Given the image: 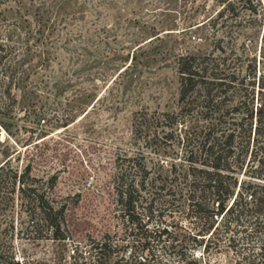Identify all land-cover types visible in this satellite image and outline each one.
Segmentation results:
<instances>
[{"label": "trees", "instance_id": "obj_1", "mask_svg": "<svg viewBox=\"0 0 264 264\" xmlns=\"http://www.w3.org/2000/svg\"><path fill=\"white\" fill-rule=\"evenodd\" d=\"M199 1L169 2L184 8L186 16L167 30H204L211 39L205 28L226 12L222 27L228 28L264 12V0H210L211 8ZM52 14L35 0H0L1 98L26 85L33 68L30 40L52 33ZM226 61L213 54L180 55L177 110L133 114L132 151L116 154L110 176L111 204L123 235L89 238L90 258L73 257L72 264H197L190 251L218 245L211 236L219 218L225 246L240 245L236 262L264 264V83L251 88L255 74L243 75ZM8 111L0 105V117ZM14 154L20 152L9 145L0 152V242L7 234L13 240L17 220L19 233L29 239L65 240L67 204L54 205L39 191V186L54 188L57 175L44 180L32 174L30 163L14 167ZM177 213L200 221L196 233L188 234L191 248L179 249L174 230L165 224V216ZM240 232L242 244L235 238ZM7 259L0 264H19Z\"/></svg>", "mask_w": 264, "mask_h": 264}, {"label": "rangeland", "instance_id": "obj_2", "mask_svg": "<svg viewBox=\"0 0 264 264\" xmlns=\"http://www.w3.org/2000/svg\"><path fill=\"white\" fill-rule=\"evenodd\" d=\"M173 1L35 0L53 12L54 25L46 40H30L33 68L26 85L0 97V105L9 108L0 117L5 128L0 126V152L14 147L20 154L13 155L12 165L30 163L37 178L57 175L54 188L39 186V191L54 205L67 204L66 231H61L66 239H29L19 233L17 220L13 240L7 234L0 242L3 262L11 257L19 264H72L73 257L90 258L89 238L122 237L111 204L113 162L117 153L132 151L135 112L177 110L180 55L225 56L232 69L255 74L251 88L264 83V12L232 28L222 27L226 12L214 27L205 28L213 36L207 39L204 30H167V24L186 16L184 8L168 6ZM199 3L212 7L210 0ZM165 219L177 236L176 246L191 248L188 234L196 233L200 221L178 213ZM223 221L218 219L211 236L217 246L190 251L197 264H239L240 245L225 246L221 238ZM235 238L242 244L244 235Z\"/></svg>", "mask_w": 264, "mask_h": 264}]
</instances>
